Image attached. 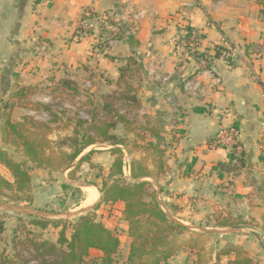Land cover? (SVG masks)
Here are the masks:
<instances>
[{"label":"crops","instance_id":"1","mask_svg":"<svg viewBox=\"0 0 264 264\" xmlns=\"http://www.w3.org/2000/svg\"><path fill=\"white\" fill-rule=\"evenodd\" d=\"M86 8L116 23L119 32L113 45L108 44L113 36L104 31L78 32ZM186 26L200 34L199 52L214 55L215 47H226L233 54L231 64L214 59L208 71H199L189 50L171 43ZM129 58L141 64L144 79L139 121L127 135L139 151L135 153L131 143L121 147L124 173L130 177L131 162L146 156L149 143H157L151 130L159 132L166 145L160 147L166 165L160 178L152 180L160 205L179 223L209 231L187 228L193 242L219 237L245 251L254 264H264V5L260 0H0V147L4 115L13 122L30 115L20 96L37 91L42 82L49 87L68 81L76 87L84 83L99 99L116 89L119 68ZM231 127L239 131L237 147L215 146L217 133ZM111 149L109 144L94 145L66 170H34L32 183L41 178L36 190L46 192V203L60 196L64 185L88 190L82 204L89 199L99 202L98 187H81L84 173L79 172L86 163L77 170L78 179L71 180L69 174L82 157L96 150L89 170L93 171V163L106 177L115 160ZM0 174L13 182L1 164ZM96 216L108 229L120 231L117 256L123 250L122 264H127L132 240L124 204L102 205ZM220 223L228 226L219 227ZM188 255L178 252L164 264H192ZM234 258V253L219 259L216 255L214 262L227 264Z\"/></svg>","mask_w":264,"mask_h":264},{"label":"trees","instance_id":"2","mask_svg":"<svg viewBox=\"0 0 264 264\" xmlns=\"http://www.w3.org/2000/svg\"><path fill=\"white\" fill-rule=\"evenodd\" d=\"M260 3L264 5V0H260ZM107 22L112 26L116 25L110 18L107 19ZM182 29L181 40H191L194 30L188 26ZM126 32V28L122 27L121 33L125 34ZM192 56L196 61L206 57L209 68H211L214 59L220 58L217 51L214 55L196 52ZM231 62L232 60L228 63L231 64ZM136 69L143 73L141 64L135 58H129L127 63L119 68L116 89L101 96L99 105L94 104L95 107L90 112L91 119L87 122L78 120L73 125V136L67 140L69 152L61 150L56 154L54 152L48 154L51 151L48 149L51 147L46 148L45 146L52 143L32 132L42 128H46L48 132L52 131L50 125L60 121L50 107L44 108L50 117L49 123L39 122L28 116L22 122H13L10 115H4L1 130L0 164L10 171L13 182L8 181L0 174V198L14 202H32L30 192L34 170L57 172L69 169L86 149L94 145H112L110 153L115 157L110 173L106 177H102L101 184H91L98 187L102 195L93 213L82 215L72 221H32L33 225L42 229H47L49 226L60 229L56 242L31 240V250L36 255L33 264H115L121 246L119 235L98 221L95 211L102 205H114L116 203L124 204V220L128 223V235L132 240L127 264H164L182 249L181 246H178L177 236L189 231L167 217L157 200L153 185L146 181L159 179L165 171V150L160 147H166V145L163 143L159 132L151 130V133L157 138V143L151 142L144 149L148 155L131 162L132 181L124 178V152L121 147H127L130 143L138 144L129 141L127 135L131 133L135 124L129 122L128 116L123 114L125 112L121 111L118 105L122 102L127 105V113L131 109H136L140 104L139 89L135 91L129 82L136 73ZM61 85L74 92L78 91V88L71 82L63 81L59 84V86ZM22 97L24 96H20V98ZM101 113H103L102 119L100 118ZM30 124H32L31 128L29 127ZM119 124L124 127V136L114 133ZM12 148L14 149L13 152ZM16 152L21 155L20 158L14 157ZM95 152L96 150H93L81 158L75 168L71 170L70 179H76V172L79 167L83 163H90V157ZM234 158L235 156L231 154V161ZM149 160L152 161L153 168L150 167ZM97 168L101 170L100 167ZM98 178L101 176L98 175ZM63 188L67 190L72 187L64 185ZM239 224L229 223L231 226ZM218 226L227 227L228 225L220 223ZM2 227L3 224L0 222V231ZM69 229H71V233L68 236ZM189 248L198 250V260L195 264H205L204 256L201 254L205 252L203 244L198 246L197 241L192 242ZM91 251L98 254L97 260H89ZM232 253H234L235 258L228 261L227 264H254L253 260L245 254V251L237 247L232 248V246L220 250L217 258ZM3 263L16 264L8 258H4ZM27 264L31 263L27 262Z\"/></svg>","mask_w":264,"mask_h":264},{"label":"rangeland","instance_id":"3","mask_svg":"<svg viewBox=\"0 0 264 264\" xmlns=\"http://www.w3.org/2000/svg\"><path fill=\"white\" fill-rule=\"evenodd\" d=\"M118 24V23H117ZM94 34V33H93ZM94 35H97L95 33ZM136 73L132 76L131 80L129 82L132 84L135 91H138L140 89V83H142L144 79V73L135 70ZM130 79V78H129ZM43 83V85H41ZM39 84L37 91L30 90L29 93L22 98H18V100H22L24 102V108L28 110L29 118H32L36 121L43 122V123H49L46 122V120H50V117L48 116V113L46 114V111L44 108L50 107L53 112L57 114V117L59 118V122L54 125L52 128V131H46V128L37 129V130H31L32 132L36 133L38 137L40 138H46L49 140L52 144H49L47 147H51L48 149L50 153L54 152L55 154L58 153L61 150H66L67 152L70 151L68 148L69 142L67 141L70 137L73 136V125L76 124L78 120H82L87 122V120L91 119V113L93 108L95 107L94 104L99 105V102L101 101V98L96 99L92 97V95L89 92V89L84 87V83H81L80 86H77L78 91L74 92L71 89H65L59 84H53L52 86L46 87V82H42ZM47 89V90H46ZM139 92V91H138ZM137 92V93H138ZM31 94V95H30ZM30 95V96H29ZM138 98L140 100V104H138V107L136 109H131L130 112L126 113L127 105H125L123 102L119 103L118 107L121 108V111L125 112L126 116H128L129 122H132L134 124H137L139 121V114L138 111L141 108V100H142V94L138 95ZM123 106V108H122ZM125 107V108H124ZM30 111V112H29ZM32 113V114H31ZM47 116L49 118H47ZM103 113L100 114V118L102 119ZM31 125L29 127L31 128ZM120 130L116 129L114 131L115 134L121 136L124 134V131L122 130V124H119ZM137 128V127H136ZM137 134V133H136ZM134 133V135H136ZM137 138V137H135ZM136 140V139H132ZM131 149L136 153L138 152V145L136 144H130ZM13 152V148L11 149ZM148 155V154H147ZM146 155V156H147ZM20 154L16 152L14 154L15 158H20ZM135 156H140V154H136ZM137 157V158H138ZM149 165L152 167V161L149 160ZM57 164V162H56ZM89 164H84V169H80L79 173H84L81 177L82 180V186L86 187L89 184H95L100 185L102 181V177H104V174H102L103 170H100L97 168L98 166L91 163V168L93 171L89 170ZM124 166V163H123ZM124 168V167H123ZM153 168V167H152ZM3 174L7 178H11L9 173L4 172ZM98 175L101 176V178H98ZM40 178V177H39ZM39 178L36 177L37 181L32 183L31 188V197L32 202H14L6 198H0V204H14L26 209H34L39 210L44 213H50V214H56L58 216L65 215L68 213L78 212L84 209L89 208L90 210L86 211L84 215L88 213H93L94 208L98 201L93 202L90 201L92 199H89L87 203H83L81 201H84L87 199L88 190L78 188L76 186L70 185L72 188H68L67 190H62L60 192V196H56L54 198V201L46 203V192L38 189V182H40ZM78 179V177L76 176ZM124 178H126L128 181H132L131 175L130 177L124 173ZM41 179V178H40ZM32 180H34V177L32 176ZM72 180V179H71ZM76 180V179H75ZM35 186V188H34ZM34 189L36 192H34ZM154 189V186H153ZM36 198H33V197ZM81 204V207L78 205ZM168 211V210H167ZM171 216L172 214L168 212ZM96 214V211H95ZM97 218V216H96ZM73 219H63V220H75ZM33 220H43V221H58L59 219H46V218H38L33 216H28L25 214H19L15 212H8L0 209V222H2L3 227L0 231V264L3 263L4 258H8L9 260H12L16 264H27V262H30L31 264L35 263L36 255L31 250V240H40V241H51L56 242L58 239V234L60 229H55L52 226H49L47 229H42L40 227H37L32 224ZM61 220V219H60ZM116 234L121 236L120 231L117 227ZM71 233V229L68 230L67 234L68 236ZM228 238V237H227ZM194 239H192V235L188 234V232H184L181 236H177V243L178 246H181L182 248L180 252L184 251L185 253H188V260L192 262V264H195V260L197 258V252L192 253L186 250V248L189 247V245L193 242ZM222 239L219 237H205L201 240H197L198 246L205 247V252L201 253L202 256H204L205 264H218L214 262V258L219 253L220 250H224L227 248V246H232V248L237 247L233 245V243H225V241H221ZM182 254V253H181ZM98 254L96 252H93L89 258V260H97ZM122 264L123 260L125 259V256H123V250H121L120 255L116 257V262ZM224 259V258H223ZM222 259V260H223ZM225 260V259H224ZM5 264V263H3Z\"/></svg>","mask_w":264,"mask_h":264},{"label":"built area","instance_id":"4","mask_svg":"<svg viewBox=\"0 0 264 264\" xmlns=\"http://www.w3.org/2000/svg\"><path fill=\"white\" fill-rule=\"evenodd\" d=\"M109 18L112 19L108 15L96 14L92 9L86 8L82 12V17L78 23L77 30L82 35H91L93 33L98 34V32L104 31L106 34L113 36L110 38V42L108 43L109 46L113 45L117 40L115 34L119 32V30L117 29L118 27H115L114 25L112 26L107 22V19ZM201 41L200 34L193 31L191 40H181L179 36L172 39L171 43L174 46H184L189 50L190 54H194L196 52L201 53L199 52ZM216 51L220 54V60L229 62L233 58L232 51L226 47H215L214 52ZM197 69L201 71H208L210 69L206 57L197 61ZM238 143L239 131L235 127L221 129L214 139L215 146L222 147L227 150L234 149L237 147ZM114 230L116 231V228H114Z\"/></svg>","mask_w":264,"mask_h":264},{"label":"water","instance_id":"5","mask_svg":"<svg viewBox=\"0 0 264 264\" xmlns=\"http://www.w3.org/2000/svg\"><path fill=\"white\" fill-rule=\"evenodd\" d=\"M148 182H150L152 185H154V182L152 179H148L146 180ZM162 209L164 210V212L166 213L167 217L184 226L185 228H188V229H191V230H195V231H199V232H209V231H204L200 228H195V227H191V226H186L184 224H181L179 223L178 221H176V219L171 216L168 211L166 210V208L161 205ZM0 209L1 210H4V211H8V212H15V213H19V214H25V215H28V216H33V217H38V218H46V219H73V218H78L82 215L85 214L86 211L89 210V208L87 209H84V210H81V211H78V212H73V213H68V214H65V215H61V216H58L56 214H50V213H44V212H41L39 210H34V209H26V208H23V207H20V206H17V205H14V204H7V203H4V204H0Z\"/></svg>","mask_w":264,"mask_h":264},{"label":"bare ground","instance_id":"6","mask_svg":"<svg viewBox=\"0 0 264 264\" xmlns=\"http://www.w3.org/2000/svg\"><path fill=\"white\" fill-rule=\"evenodd\" d=\"M89 194L91 195V193L89 192Z\"/></svg>","mask_w":264,"mask_h":264}]
</instances>
